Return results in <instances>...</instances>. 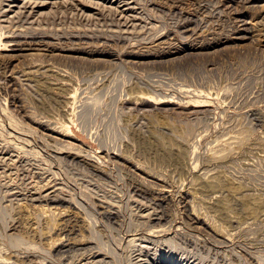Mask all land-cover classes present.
<instances>
[{
    "label": "rangeland",
    "instance_id": "obj_1",
    "mask_svg": "<svg viewBox=\"0 0 264 264\" xmlns=\"http://www.w3.org/2000/svg\"><path fill=\"white\" fill-rule=\"evenodd\" d=\"M135 263L264 264V0H0V264Z\"/></svg>",
    "mask_w": 264,
    "mask_h": 264
},
{
    "label": "bare ground",
    "instance_id": "obj_2",
    "mask_svg": "<svg viewBox=\"0 0 264 264\" xmlns=\"http://www.w3.org/2000/svg\"><path fill=\"white\" fill-rule=\"evenodd\" d=\"M13 1H14V0H13ZM20 2H21V1H20ZM29 3H30V2H29ZM29 3L27 2V4H29ZM104 4H105V3H104ZM20 6H21V4H20ZM20 6H19V7H20ZM9 7H10V6H9ZM22 8H23V6H22ZM128 8H129V7H128ZM125 9H126V8H125ZM21 10H22V9H21ZM31 10H32V9H31ZM18 11H19V9H18ZM13 12H14V11H13ZM23 12H24V11H23ZM25 17H26V16H25ZM138 20H139V19H138ZM242 24H243V23H242ZM124 33H125V32H124ZM21 35H23V34H21ZM124 35H125V34H124ZM18 37H19V36H18ZM20 37H21V36H20ZM20 37H19V38H20ZM28 37H29V36H28ZM35 37H36V36H35ZM33 38H34V37H33ZM31 39H32V38H31ZM37 41H38V40H37ZM12 42H14V41H12ZM19 42H21V41H19ZM29 42H30V41H29ZM31 42H32V41H31ZM40 42H41V41H40ZM24 43H25V42H24ZM26 43H27V42H26ZM15 44H17V43H15ZM19 44H20V43H19ZM19 44H18V45H19ZM39 44H40V43H39ZM39 44L36 43V45H39ZM13 45H14V44H13ZM25 45H26V44H25ZM28 45H29V43H28ZM31 45H33V44H31ZM34 45H35V43H34ZM40 45H41V44H40ZM19 46H20V45H19ZM6 159H7V158H6ZM31 176H32V175H31ZM16 191H17V190H16ZM34 193H35V192H34ZM38 193H39V192H38ZM38 193H37V194H38ZM12 194H13V193H12ZM32 195H33V194H32ZM38 195H39V194H38ZM52 198H53V197H52ZM157 199H158V198H157ZM109 215H110V214H109ZM147 215H148V214H147ZM151 216H152V215H151ZM159 217H161V216H159ZM196 217H198V216H196ZM149 218H151V217H149ZM149 218H148V219H149ZM154 218H156V217L154 216ZM151 219H152V218H151ZM158 219H159V218H158ZM163 219H164V218H163ZM197 219H198V218H197ZM191 220H192V219H191ZM194 220H195V219H193V222H195ZM149 221H150V220H149ZM155 221H156V220H155ZM198 221H199V220H198ZM149 223H150V222H149ZM155 223H156V222H155ZM205 223H206V222H205ZM156 224H157V223H156ZM206 224H207V223H206ZM152 226H153V225H152ZM207 226H208V225H207ZM207 228H208V227H207ZM152 235H153V234H152ZM216 235H218V234H216ZM218 236H220V235H218ZM144 238H145V237H144ZM152 238H153V237H152ZM149 239H150V238H149ZM150 241H151V240H150ZM138 260H139V258H138ZM176 263H177V262H176ZM135 264H136V263H135ZM181 264H182V263H181Z\"/></svg>",
    "mask_w": 264,
    "mask_h": 264
}]
</instances>
